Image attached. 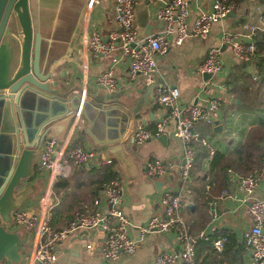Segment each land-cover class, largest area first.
Here are the masks:
<instances>
[{"label":"crops","instance_id":"crops-1","mask_svg":"<svg viewBox=\"0 0 264 264\" xmlns=\"http://www.w3.org/2000/svg\"><path fill=\"white\" fill-rule=\"evenodd\" d=\"M114 1L95 0L88 6L89 0H28L34 37L37 35L39 43L40 73L49 72L51 79H58L64 89L73 86L83 92L85 104L83 103L82 110L79 111L77 124L74 128L69 125L61 141L70 135L74 144L92 148L94 156L70 168L67 175L74 178L62 197L53 191V183L62 175H55L47 169L40 170L37 160V175L34 176H38L36 188L24 201L27 204L23 202L19 207H26L37 213L40 197L50 188L55 204L62 199L66 206L75 205L80 201L77 198L85 194L81 197L82 202L90 203L85 213L97 209L106 210L108 202L103 189H91L95 191V197L90 199L87 192L90 195L91 190L82 184L98 175L97 169L107 162L103 152L109 145L118 142L123 144V148L130 155L129 165L125 170L115 158L112 159L121 179V207L131 222L140 225L152 215L163 216L160 196L166 191L185 192L186 201L181 206V214L185 221L189 219L186 224L197 238L196 263L217 264L225 260L232 264H253L251 252L243 241L244 230L252 224L248 213L250 201L244 197L238 174L232 172L225 193L213 198L217 216L213 218L210 215L209 220L205 224L202 223L200 214L189 196L190 190H185L187 185L183 188L179 175V164L183 162V147L180 139L174 135L175 120L170 117L167 107L155 104L151 99L149 105L144 108L139 99L153 82L158 83L156 87L171 86V83L178 87V101L181 106L190 103L204 104L210 97L218 98L221 104L215 120L221 123V132L213 130L215 124L202 122L196 125V131L202 133L214 149L222 151H228L241 142L254 120L260 116L264 117V111L240 106L224 110L222 107V104L233 101L225 80L230 67L237 60L231 49L222 43L221 37L223 31H239L244 22L250 21L256 22L259 30L263 31L264 0L236 2L232 10L233 15L214 23L206 37L190 36L180 44L174 43L169 37L166 50L156 53L157 69L149 76H136L133 79L127 76L128 62L118 48L109 56L102 53L93 54L87 45L88 36L95 29L106 37L113 28ZM210 3L211 0L191 2L188 22L193 23L199 12L210 7ZM134 13V24L139 36L156 32L163 26L162 21L156 17L155 8L146 0H134ZM212 46L220 47L222 69L209 83L203 74L195 71V65L205 58L207 50ZM108 69H112L117 78L116 87L110 91L97 79L100 73ZM254 69L255 65L252 64V70ZM93 98L101 102H93ZM136 106H139L140 110L137 116H133L130 109ZM61 110L62 105L58 101L33 93L14 99H0V185L14 169L19 150L25 145L24 138L28 137L34 143L38 138L37 133L42 131L47 122L58 117ZM164 120L166 122L161 134L165 133V138L160 139L159 135L139 144L132 141L131 134L137 124L154 129L158 122ZM47 137H53L50 136L49 130L44 139ZM42 143L43 141L40 150ZM210 156L202 160V169L194 171L195 175H202L208 169ZM152 157L159 158L168 167L167 175L154 178L147 174L146 164ZM34 177L30 181H34ZM192 180L194 181V178L190 174L188 183ZM157 181L160 183L156 184ZM254 195L264 198V178L258 179ZM95 199L98 200L97 204L93 201ZM13 229L19 230L23 237L20 243L23 257L19 264H36L31 256L35 242L32 231L25 227ZM200 231H204L205 237H199ZM225 232L231 234L232 238L223 251L212 250L210 240ZM129 233L138 239L135 252L122 255L118 262L110 263L100 254L105 236L102 227H77L58 242L57 264H154L156 254L177 253L181 249V242L174 228L150 231L139 237L138 229L131 227ZM87 243H91L92 248H87ZM172 264L181 263L177 259Z\"/></svg>","mask_w":264,"mask_h":264},{"label":"built area","instance_id":"built-area-1","mask_svg":"<svg viewBox=\"0 0 264 264\" xmlns=\"http://www.w3.org/2000/svg\"><path fill=\"white\" fill-rule=\"evenodd\" d=\"M95 0H89L88 6ZM155 8L156 17L162 21L163 26L156 32L145 35H137L134 24V0L114 1V26L106 37L99 30H94L87 40L88 48L93 54L111 55L114 49H119L120 54L126 57L128 62L127 76L130 79L136 76H149L157 69L156 53L164 52L169 43V37L176 44L190 36L206 37L211 31L212 25L229 16L236 2L234 0H211L210 7L206 11L199 12L193 23L188 22L189 6L191 2L200 0H146ZM259 26L256 22H244L239 31L225 30L222 33V43L232 51L237 61L255 59L256 44L253 36ZM220 47L212 46L207 50L205 58L196 63L195 71L203 74L211 73L206 79L209 83L214 80V75L221 71L222 62L219 57ZM113 61L116 58L112 57ZM98 82L109 91L117 85V78L112 69L103 71L97 77ZM180 90L176 86L159 85L154 89L152 102L160 104L169 110V115L175 120L174 135L181 141L183 147V162L179 164V175L183 188L190 181V168L194 160L195 139L205 145L209 155L214 151L207 138L200 136L196 131L198 123L214 124L215 115L220 109V100L215 97L204 103H190L184 106L179 104ZM79 111L71 123L74 128L77 124ZM165 120L158 122L154 129L144 124H137L131 137L134 143H143L149 139L157 138L164 130ZM74 131V130H73ZM94 156L92 148L74 144L70 135L63 141L54 137L43 140L38 159L39 169H47L55 175H67L70 168L80 165ZM111 159H106L110 162ZM147 174L157 178L168 174V167L157 157L149 158L146 164ZM264 178V161L252 174L240 175L238 179L244 197L249 199L248 213L252 224L243 232V241L249 248L253 257V264H264V198L254 195L257 181ZM121 179L118 175L104 183L103 193L108 208L106 210H94L91 213H79L66 226L58 231H53L48 223L50 209L54 206L51 189L48 188L40 197L38 212L26 207H18L13 212L12 227H25L32 231L35 242L31 256L36 264H57V244L65 239L71 231L77 227L101 226L105 236L101 245L100 254L104 260L110 263L118 262L122 255H131L135 252L138 239L133 238L129 229L136 227L139 237L150 231H165L174 228L181 242V249L177 253L161 252L154 256V264H172L177 259L181 264H197L195 259V244L197 238L193 235L181 214V206L186 201V193L164 192L160 196L163 207V216L152 215L144 224H134L121 207L122 200ZM188 188L186 187L185 190ZM188 191V190H187ZM97 204L98 200L95 199ZM210 214L217 216L214 202H210ZM199 237H205L204 231H200ZM226 236H217L210 240L211 246L221 252ZM87 243V248H92ZM0 264H12L8 259L0 261ZM217 264H232L228 261H220Z\"/></svg>","mask_w":264,"mask_h":264},{"label":"water","instance_id":"water-1","mask_svg":"<svg viewBox=\"0 0 264 264\" xmlns=\"http://www.w3.org/2000/svg\"><path fill=\"white\" fill-rule=\"evenodd\" d=\"M229 15H233V11ZM255 61L256 59H248L242 62V67L254 75L252 64ZM38 62L39 43L37 35L34 37L28 0H0V99H14L33 93L56 100L62 105L58 117L43 126L42 131L37 133L38 138H34V143L28 137L24 138L25 145L18 149L19 156L14 169L0 185V261L8 259L12 264H19L23 257L20 249L23 237L19 230L12 227L13 212L36 188L38 176H34L37 175L35 168L40 155V144L48 130L50 136L61 141L76 112L85 104L83 92L73 86L64 89L58 79H51L49 72L40 73ZM203 75L207 79L211 73L206 72ZM157 84L153 82L139 99L144 108L149 105ZM94 101L101 102L96 98H93ZM139 110L140 107L136 106L130 109V113L137 116ZM214 124L213 130L221 132V123L216 119ZM165 137V133L159 136L160 139ZM103 153L105 159L115 158L124 170L129 165L130 155L122 143L109 145ZM33 177L34 181H30Z\"/></svg>","mask_w":264,"mask_h":264},{"label":"trees","instance_id":"trees-1","mask_svg":"<svg viewBox=\"0 0 264 264\" xmlns=\"http://www.w3.org/2000/svg\"><path fill=\"white\" fill-rule=\"evenodd\" d=\"M234 1L241 2L242 0ZM253 39L256 44L255 74L252 75L242 67L243 61L233 63L225 80L233 101L225 105L222 104L224 110L233 106H240L242 108L264 111V30L256 31ZM199 134L202 136V133ZM192 145L194 147V160L190 168V174L194 178V181L192 180L191 183H188L187 188L190 190L189 196L194 202V207L198 210L202 223L205 224L211 215L209 213L210 202L213 201V198H217L225 193L230 174L232 172L240 175L252 174L264 161V117L260 116L256 118L248 128L244 139L235 144L230 150L222 151L214 149L210 156L209 167L202 175H195L194 171L202 169V160L209 155V150L200 142L199 138L193 140ZM97 173V176L89 178L87 182L82 184L86 185L88 190H102L106 181L116 178L119 174L115 168V161L113 159L110 162L103 163L97 169ZM73 178L74 176L72 175L59 176L53 183L54 193L62 197ZM87 195L88 198L90 196V199H92L95 197V191L91 190L90 195L88 192ZM84 196H79L77 199L80 201L75 205L66 206L62 199L54 204L50 209L48 219V223L53 231L62 229L77 214L85 213L89 209L90 203L82 202L83 199L81 197ZM188 221L189 219L185 222ZM188 228L193 233L190 227ZM223 235L226 236L225 247L232 236L228 232L222 233L219 236ZM212 250L215 249L212 247Z\"/></svg>","mask_w":264,"mask_h":264},{"label":"rangeland","instance_id":"rangeland-1","mask_svg":"<svg viewBox=\"0 0 264 264\" xmlns=\"http://www.w3.org/2000/svg\"><path fill=\"white\" fill-rule=\"evenodd\" d=\"M24 204H27V202H24Z\"/></svg>","mask_w":264,"mask_h":264}]
</instances>
